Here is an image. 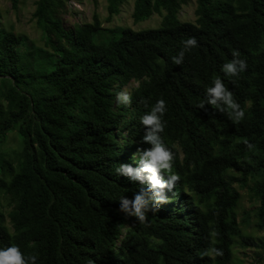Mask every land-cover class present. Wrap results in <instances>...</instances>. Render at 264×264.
Listing matches in <instances>:
<instances>
[{"label":"trees","instance_id":"trees-1","mask_svg":"<svg viewBox=\"0 0 264 264\" xmlns=\"http://www.w3.org/2000/svg\"><path fill=\"white\" fill-rule=\"evenodd\" d=\"M69 2L37 1L43 47L0 21V147L12 133L21 143L14 156L0 149V249L16 245L36 264H244L236 245L264 254V242L243 233L234 185H254L264 231V0H197L195 23L179 19L189 0H135V24L163 16L140 32L105 28L97 12L67 28ZM107 3L111 22L125 0ZM189 37L198 46L174 64ZM233 50L247 69L229 78L221 67ZM217 76L244 110L239 123L198 107ZM132 82L131 103H118ZM159 99L167 105L161 136L180 180L141 224L119 210L141 185L116 168L138 167L137 148L150 147L141 143V117ZM212 248L223 255H203Z\"/></svg>","mask_w":264,"mask_h":264},{"label":"clouds","instance_id":"clouds-1","mask_svg":"<svg viewBox=\"0 0 264 264\" xmlns=\"http://www.w3.org/2000/svg\"><path fill=\"white\" fill-rule=\"evenodd\" d=\"M182 49L177 56L172 57V62L181 65L186 52L198 46L195 37H189L182 41ZM240 52L232 51V59L225 62L222 67V73L229 77H238L240 73L246 71L247 63L241 60ZM117 102L123 105L131 103V97L126 92H119L116 96ZM145 107H148L147 101H142ZM205 105H210L221 114L234 123H239L244 119L245 113L240 104L236 101L234 94L225 87L220 77H214L212 86L208 87L204 99L198 107L204 109ZM167 111L166 101L159 99L150 107V110L141 117V124L146 129L141 143L150 145L149 148H137L132 159L138 164L133 168L128 164H121L116 168L119 176L127 177L131 181H138L141 185L139 191L134 195V199H127L124 196L120 198V211L126 216L134 217L139 223L147 221L148 213L159 211L158 205L166 204L168 198L165 195V189L175 188L180 176L172 172L174 161L173 152L166 147L161 133L166 127L163 117ZM246 147L250 150L254 147L247 140H244ZM162 173H168L167 179H164ZM215 254L223 255V252L212 248L205 250L203 255ZM37 256L34 254L25 255L16 245L0 249V264H36ZM87 264H96L89 258Z\"/></svg>","mask_w":264,"mask_h":264},{"label":"rangeland","instance_id":"rangeland-1","mask_svg":"<svg viewBox=\"0 0 264 264\" xmlns=\"http://www.w3.org/2000/svg\"><path fill=\"white\" fill-rule=\"evenodd\" d=\"M38 0H19L18 9H14L12 0H0V21L7 29H13L18 34H24L35 43L38 47L44 46L42 31L38 27L36 21L33 19V14L36 10V3ZM81 8L74 9L67 4L66 10L63 14L64 24L67 28H74L78 25L91 23L93 14L97 12L103 23V27L113 29L117 27L131 28L136 32L158 28L161 24L163 16L154 15L148 20L134 23L132 14L135 0H125L121 7V12L114 17L111 22H107V0H75ZM96 1V3H95ZM197 0H189V2L182 7L179 14V19L182 22L195 23ZM165 14V13H164ZM139 86L138 82H132L124 89L128 95L132 93ZM6 153L14 156L15 152L21 149L20 138L16 133L8 136L5 145L0 147ZM239 179L238 174H232ZM235 187L241 194V201L239 205V218L242 225L243 233L247 236H252L254 239L264 242V231H259L256 228L255 209L258 206L253 192L254 185L250 182L246 188L241 187V183H234ZM4 211L8 214L12 207L9 205L7 198L3 199ZM235 257L244 264H264L263 250L258 248L241 249L236 245L234 250ZM259 254L261 259H259Z\"/></svg>","mask_w":264,"mask_h":264},{"label":"built area","instance_id":"built-area-1","mask_svg":"<svg viewBox=\"0 0 264 264\" xmlns=\"http://www.w3.org/2000/svg\"><path fill=\"white\" fill-rule=\"evenodd\" d=\"M70 7L79 10L81 8L80 5L75 0H70Z\"/></svg>","mask_w":264,"mask_h":264}]
</instances>
